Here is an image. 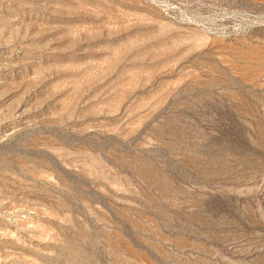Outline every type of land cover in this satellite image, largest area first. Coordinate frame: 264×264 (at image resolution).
I'll list each match as a JSON object with an SVG mask.
<instances>
[{
	"label": "rangeland",
	"instance_id": "rangeland-1",
	"mask_svg": "<svg viewBox=\"0 0 264 264\" xmlns=\"http://www.w3.org/2000/svg\"><path fill=\"white\" fill-rule=\"evenodd\" d=\"M0 264H264V0H0Z\"/></svg>",
	"mask_w": 264,
	"mask_h": 264
}]
</instances>
